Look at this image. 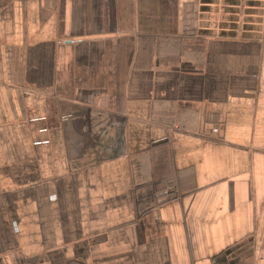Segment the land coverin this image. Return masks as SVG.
<instances>
[{"label": "crops", "instance_id": "1", "mask_svg": "<svg viewBox=\"0 0 264 264\" xmlns=\"http://www.w3.org/2000/svg\"><path fill=\"white\" fill-rule=\"evenodd\" d=\"M264 0H0V264H264Z\"/></svg>", "mask_w": 264, "mask_h": 264}, {"label": "built area", "instance_id": "2", "mask_svg": "<svg viewBox=\"0 0 264 264\" xmlns=\"http://www.w3.org/2000/svg\"><path fill=\"white\" fill-rule=\"evenodd\" d=\"M263 42H264V40H263Z\"/></svg>", "mask_w": 264, "mask_h": 264}]
</instances>
